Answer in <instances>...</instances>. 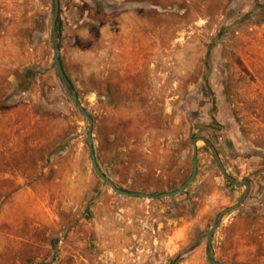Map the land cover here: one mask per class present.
I'll use <instances>...</instances> for the list:
<instances>
[{"label": "rangeland", "instance_id": "rangeland-1", "mask_svg": "<svg viewBox=\"0 0 264 264\" xmlns=\"http://www.w3.org/2000/svg\"><path fill=\"white\" fill-rule=\"evenodd\" d=\"M53 15L54 0H0V264H210L208 233L245 187L204 141L173 198L108 185L55 66ZM57 33L101 171L171 192L208 139L251 183L215 257L264 264V0H60Z\"/></svg>", "mask_w": 264, "mask_h": 264}, {"label": "water", "instance_id": "water-1", "mask_svg": "<svg viewBox=\"0 0 264 264\" xmlns=\"http://www.w3.org/2000/svg\"><path fill=\"white\" fill-rule=\"evenodd\" d=\"M59 15H60V0H54V15H53V22H52V40H53L55 66H56L58 75H59L65 89L67 90L70 98L77 105L79 112L88 120L89 126H88V132H87V142L89 144V150H90L92 164H93V167H94L95 171L97 172V174L108 185H110L119 194L127 196V197H131V198H135V199H152V200H155V199H163V198H173V197L183 193L194 182V180L197 176V172H198V146H197V143H198V141H204L210 147V149H211V151H212V153H213V155L217 161V164L219 165V167H220L224 177L227 179V181L236 185V186L245 187V189H246L245 193L242 196V198L239 200V202L228 207V208H226V209H224L218 215V218L215 222V225L213 226V228L208 233L207 244H206L207 260L210 264H222L215 257V253H214L213 246H212L213 235H214L215 231L218 229L219 225L221 224V221L223 220L224 216L233 212L234 210H236L247 199V197L249 196V193H250L251 183L248 180L239 181V180L235 179L234 177L228 175V173H227V171L223 165V162H222L216 148L214 147V145L206 138L197 137L193 140V156H192V173H191V176L178 189L171 191V192L153 195V194H147V193H142V192H130V191L123 190V189H120L119 187H117V185L107 175H105L101 171V169L97 163L96 154H95L94 147H93V124H94V120L88 114L87 110L82 106V104L78 98V95L76 94L74 88L72 87V85L69 81V78L67 77V75L64 71L62 61H61V50H60V47L58 44V33H57V24H58Z\"/></svg>", "mask_w": 264, "mask_h": 264}]
</instances>
